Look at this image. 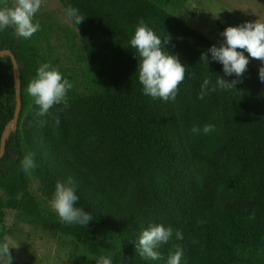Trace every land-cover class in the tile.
Here are the masks:
<instances>
[{
    "label": "trees",
    "instance_id": "1",
    "mask_svg": "<svg viewBox=\"0 0 264 264\" xmlns=\"http://www.w3.org/2000/svg\"><path fill=\"white\" fill-rule=\"evenodd\" d=\"M85 18L78 25L87 57L98 69L102 92L67 93V107L40 106L27 92L43 61L37 47L0 31V145L15 115L16 76L22 107L9 130L0 158V224L8 210L40 219L53 232L70 235L101 255L98 237L115 235L119 249L113 264H167L174 246L183 249L180 264H264V83L249 62L236 89L210 92L199 99L201 84L226 76L208 49L219 43L200 33L151 0H60ZM8 3H12L8 0ZM143 19L166 50L187 66L175 101L153 99L138 79L139 57L130 45ZM207 53L209 65L201 60ZM59 123H56V120ZM205 125L214 131L204 134ZM196 126L200 133H193ZM32 153L39 179L50 199L57 181L72 177L77 207L91 214L88 226L67 224L46 215L27 193L29 175L21 161ZM254 218H252V214ZM153 223L172 226L160 259L136 252L140 232Z\"/></svg>",
    "mask_w": 264,
    "mask_h": 264
},
{
    "label": "clouds",
    "instance_id": "2",
    "mask_svg": "<svg viewBox=\"0 0 264 264\" xmlns=\"http://www.w3.org/2000/svg\"><path fill=\"white\" fill-rule=\"evenodd\" d=\"M45 4L46 0H14L11 5L8 0H0V31L11 27L15 29L18 37L30 39L40 30V23L34 18ZM65 13L77 25H80L85 19L79 13V9L72 5L67 6ZM221 35L224 40L220 46L213 45L208 49V52L211 53L213 61L223 65L226 76L235 74L237 79L227 80L218 76L213 84L211 78L206 77L201 84L199 99H204L206 95L215 92L218 88L221 90L236 89V85L241 82L243 74L247 71L249 58L261 62L259 78L264 83V22L259 19L238 26H229ZM170 39L161 38L152 27L141 19L130 40L131 47L135 49L139 57L138 79L143 86L144 95L153 99H162L165 102L175 101L179 90L178 86L187 74V66L181 63L177 55L166 50ZM245 52L248 55H245ZM201 60L209 65L207 53L202 54ZM72 87V83L62 77L58 65L53 66L51 63H45L38 68L35 78L27 85V92L40 106L38 114L43 116L48 114L54 105L63 103L67 107V93ZM56 123H59L58 118ZM214 129V125H205L203 133L208 134ZM191 131L199 134L201 129L193 126ZM35 166L33 154L27 153L21 161L22 170L31 174V170ZM78 200L75 183L72 177H68L66 182H56L50 206L62 222L88 226L93 217L76 206ZM254 215L253 213L252 218ZM174 231L176 239L182 240V232L174 230L172 226L166 227L163 223L151 224L140 232L136 240L137 254L143 259H160L157 249L170 241ZM11 248L13 247L10 246L7 239L0 242V264H12ZM174 248L175 251H169L167 264H180L181 262L184 255L183 249L179 245H175ZM96 264H113V259L102 255L96 260Z\"/></svg>",
    "mask_w": 264,
    "mask_h": 264
},
{
    "label": "rangeland",
    "instance_id": "3",
    "mask_svg": "<svg viewBox=\"0 0 264 264\" xmlns=\"http://www.w3.org/2000/svg\"><path fill=\"white\" fill-rule=\"evenodd\" d=\"M200 33L221 44V33L229 26L261 20L264 22V0H151ZM13 4L14 0H10ZM40 30L28 39L38 49L43 61L59 66L62 77L70 80L79 94L102 92L98 69L87 57L80 27L70 20L60 0H46L36 13ZM240 51V49H238ZM245 55H248L245 52ZM260 68L259 60L249 58ZM27 193L46 215L60 219L50 206L51 199L38 178L29 175ZM7 239L13 248L12 264H96L100 256L113 259L119 249V238L101 235L98 243L102 254L87 250L70 235L47 230L35 216L8 210L0 224V242Z\"/></svg>",
    "mask_w": 264,
    "mask_h": 264
},
{
    "label": "water",
    "instance_id": "4",
    "mask_svg": "<svg viewBox=\"0 0 264 264\" xmlns=\"http://www.w3.org/2000/svg\"><path fill=\"white\" fill-rule=\"evenodd\" d=\"M4 52L11 55L12 60L14 62L15 70L17 71L19 65L16 56L10 50L7 51L0 50V54H3ZM16 95H17V105H16L15 115L12 118V120L6 125L5 130L3 132L1 138V145H0V158L3 156L6 150V141L9 135V130L13 127V125H15L18 122L21 112V107H22L21 81L18 76H16Z\"/></svg>",
    "mask_w": 264,
    "mask_h": 264
}]
</instances>
